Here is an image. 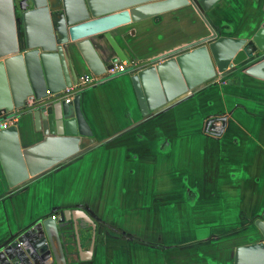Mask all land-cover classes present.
I'll return each mask as SVG.
<instances>
[{"label": "crops", "instance_id": "0c3cea01", "mask_svg": "<svg viewBox=\"0 0 264 264\" xmlns=\"http://www.w3.org/2000/svg\"><path fill=\"white\" fill-rule=\"evenodd\" d=\"M263 3L221 0L206 12L186 6L110 33L131 63L146 66L211 32L250 39L264 22ZM90 39L110 65L107 42ZM76 73L89 74L84 65ZM133 74L81 88L95 141L89 148L14 188L0 166V248L35 221L78 208L96 230L83 220L89 229L77 264H233L236 247L261 239L252 221L264 218V55L146 116ZM32 103L0 111L22 148L42 140L26 109Z\"/></svg>", "mask_w": 264, "mask_h": 264}, {"label": "water", "instance_id": "95a60500", "mask_svg": "<svg viewBox=\"0 0 264 264\" xmlns=\"http://www.w3.org/2000/svg\"><path fill=\"white\" fill-rule=\"evenodd\" d=\"M220 1L0 0V111L22 109L31 100L26 109L42 136L22 148L15 125L0 128V166L7 185L17 187L95 143L80 110L81 90L67 103L43 100L78 84L77 65L97 79L105 76L109 65L90 38L107 42L110 64H131L110 31L186 6L206 12ZM263 55L264 22L250 39L211 32L188 51L177 49L159 63L136 65L130 80L139 111L146 116ZM83 220L94 235L96 223L80 208L60 211L59 219L35 221L0 248V264H77L83 232L89 229ZM252 224L261 239L236 247L233 264H264V218Z\"/></svg>", "mask_w": 264, "mask_h": 264}, {"label": "built area", "instance_id": "2783aa9c", "mask_svg": "<svg viewBox=\"0 0 264 264\" xmlns=\"http://www.w3.org/2000/svg\"><path fill=\"white\" fill-rule=\"evenodd\" d=\"M135 67H136V64H133V63L131 64H127L125 62L112 63L106 69L105 76L114 77V76H119V75L129 73V72L134 73V70L136 69ZM97 81L98 79L95 78L92 74L81 76L80 78H78V84L76 86L66 88L65 90L57 94H54V95L48 94V100L58 98L59 100H63L66 103L70 102L73 99V97L81 90L82 87L91 86L93 84H96ZM9 126L10 124L7 122L0 124V128L2 129H5ZM55 218H56L55 216H52V219H55Z\"/></svg>", "mask_w": 264, "mask_h": 264}]
</instances>
